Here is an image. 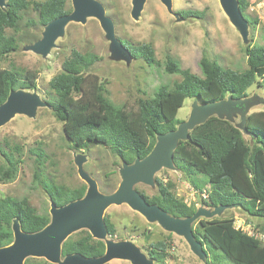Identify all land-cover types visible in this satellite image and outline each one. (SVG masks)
Instances as JSON below:
<instances>
[{
    "label": "trees",
    "instance_id": "1",
    "mask_svg": "<svg viewBox=\"0 0 264 264\" xmlns=\"http://www.w3.org/2000/svg\"><path fill=\"white\" fill-rule=\"evenodd\" d=\"M239 10L254 28L257 20L246 12L249 0H237ZM68 0H45L29 3L25 0H6L0 8V60L15 52L17 41L6 30L17 31L21 13L31 6L36 12V24L44 28L54 19L71 12L66 9ZM181 19H201L203 12L181 10L176 13ZM134 59H142L149 65L155 63L153 49L149 45L132 46L122 41ZM247 69L234 71L222 68L217 62L202 55L198 63L200 76L181 69L170 56L165 58L164 70L181 77L172 88L160 85L149 100L140 101L138 109L129 113L110 102L104 91V83L90 72L99 57L92 53L72 50L69 58L61 64V72L50 79L48 86L53 96L46 99L54 118L62 123V130L72 149L85 150L102 146L116 156L121 163L133 164L144 158L155 144L156 137L172 131L182 121L178 110L185 99L198 102H215L226 97L242 99L253 85L264 89V45L245 48ZM37 75L33 71L17 72L0 69V105L10 91L36 90ZM245 133L251 139L248 145L242 132L224 119L215 116L189 131V139L177 143L172 153V164L192 188L207 197L202 203L207 208L235 207L247 215L264 220V111L247 116ZM18 150L17 147L13 148ZM3 164L0 166V181L12 180L20 163L13 150H1ZM37 165L43 164L45 153L41 147L33 151ZM42 159V160H41ZM39 171V167L37 168ZM40 174H35L38 180ZM57 207L83 197L86 186L67 189L51 181H38ZM156 192L149 204L156 205L171 217L184 219L195 213L193 206L175 197L170 181L154 179ZM107 188V187H106ZM114 190H101L110 194ZM17 221L24 233H35L50 222L47 212L38 214L27 199L0 198V248L13 241L12 224ZM104 221L109 239L116 234L108 217ZM193 227L197 241L201 240L206 253L204 264H264V240L236 228L231 220H200ZM264 235V227L255 229ZM103 241L93 239L86 230L69 236L62 244V257L78 254L85 258L103 255ZM221 254L219 255L218 252ZM147 256L156 263L166 258V245L156 242L150 245ZM24 264H50L45 260L27 258ZM226 264V263H225Z\"/></svg>",
    "mask_w": 264,
    "mask_h": 264
},
{
    "label": "rangeland",
    "instance_id": "2",
    "mask_svg": "<svg viewBox=\"0 0 264 264\" xmlns=\"http://www.w3.org/2000/svg\"><path fill=\"white\" fill-rule=\"evenodd\" d=\"M25 1L31 4L45 0ZM96 1L111 19L115 39L136 47L149 45L154 52V64L149 65L142 59H134L113 48L106 32L93 17H86L84 23H68L46 55L30 50L44 32V28L36 24L37 15L31 6L21 13L17 31L6 30L7 35L15 37L17 49L0 60V69L35 72L36 90L30 93H36L46 106L36 108L33 117L16 114L0 127V166L3 164L1 150H13L20 162L12 180L0 181V198H25L38 214H49L50 208V200L38 181L48 180L67 189L86 186L77 174L76 163L81 158L84 159L83 170L96 181L100 192L105 189L115 191L121 181V161L102 146H92L85 150L72 149L64 136L62 123L54 118L45 101L53 96L48 82L61 72L62 62L69 58L72 50L99 57L90 72L104 83L105 95L110 102L126 112L134 113L140 101L153 97L157 87L165 85L172 88L180 81L179 75L168 74L164 70L167 56L181 69H187L197 76H200L198 63L202 55L217 62L222 68L240 72L247 69L245 48L264 45V0H249L246 14L257 20V25L254 28L247 27L245 41L230 24L218 0H171L173 14L168 13L159 0H146L137 19H133L130 14L131 0ZM69 7L72 9L71 0H68L66 9ZM181 10L203 12V17L183 20L176 14ZM246 99L251 100L254 105L246 114L233 113L227 121L239 128L246 143L251 145L250 137L243 130V122L248 115L264 111V89L253 85L248 89ZM194 104H198L196 99H185L177 118L185 121ZM223 119H226L225 116ZM14 147L18 150L14 151ZM38 147L45 153L41 166L37 165L38 159L33 153ZM36 173L40 174L38 180L35 178ZM155 178L173 183L175 197L193 206L196 211L202 209L215 212L210 218H198L192 228L198 226L200 220H231L236 228L264 240V235L255 232L258 227H264V220L253 218L235 207H205L202 203L205 199L203 195L184 181L174 168H160L155 173ZM134 188L148 198L156 192L155 183L152 186L136 184ZM104 216L109 218L116 230L115 237L111 240L129 241L146 256L150 245L165 243V260L161 263L152 261L153 264H204L206 260L205 251V256L201 259L190 250L183 237L164 230L156 222L146 221L125 204L108 207ZM203 248L205 250L206 246ZM221 260L224 264L228 262L225 258ZM108 264L130 262L112 260Z\"/></svg>",
    "mask_w": 264,
    "mask_h": 264
},
{
    "label": "water",
    "instance_id": "3",
    "mask_svg": "<svg viewBox=\"0 0 264 264\" xmlns=\"http://www.w3.org/2000/svg\"><path fill=\"white\" fill-rule=\"evenodd\" d=\"M145 1L131 0L130 14L133 19L138 18ZM159 1L165 6L168 13L173 14L171 0ZM5 2L6 0H0V8H5ZM218 2L230 24L239 31L245 41L248 23L239 10L237 0H218ZM71 6L70 13L54 19L44 27L42 38L30 47L31 51L46 55L53 47L54 41L62 35L63 29L68 23H84L86 17H93L106 32L113 48L131 56L122 42L115 39L113 23L105 15V10L98 1L71 0ZM253 105L254 103L247 100L246 97L242 99L227 97L215 102L194 104L185 121H181L174 130L156 137L155 144L144 158L136 159L131 165L122 163L121 181L115 191L110 194H104L98 190L96 181L82 168L84 159H79L76 163L77 174L87 186L83 197L60 207L50 201V222L38 232H22L15 220L12 224L13 241L8 246L0 248V264H24L29 257L41 258L50 264H108L112 260H124L130 264H153V260L133 243L129 241L115 242L108 238L104 212L112 205L123 204L137 212L146 221L156 222L164 230L183 237L190 250L203 259L205 256L203 243L201 240H196L192 225L198 218H210L215 212L210 213L199 209L190 217L174 218L156 205L149 204L144 195L136 191L134 187L136 184L152 186L155 183L154 175L160 168H174L172 153L178 142L189 139V131L195 126L202 124L211 116L219 119H223L225 116L224 120L227 121L233 113L246 114ZM42 106H46V103L40 100L36 93L22 90L10 91L6 101L0 105V127L16 114L33 117L36 108ZM245 121L246 118L243 127ZM80 230H86L93 239L104 242L105 249L102 256L85 258L78 254H71L62 257L63 242Z\"/></svg>",
    "mask_w": 264,
    "mask_h": 264
},
{
    "label": "built area",
    "instance_id": "4",
    "mask_svg": "<svg viewBox=\"0 0 264 264\" xmlns=\"http://www.w3.org/2000/svg\"><path fill=\"white\" fill-rule=\"evenodd\" d=\"M202 195H203V197H204V198H206V197H207V195L205 194V192H204V193H202Z\"/></svg>",
    "mask_w": 264,
    "mask_h": 264
},
{
    "label": "crops",
    "instance_id": "5",
    "mask_svg": "<svg viewBox=\"0 0 264 264\" xmlns=\"http://www.w3.org/2000/svg\"><path fill=\"white\" fill-rule=\"evenodd\" d=\"M135 212V211H134ZM137 213V212H136ZM141 216V215H140Z\"/></svg>",
    "mask_w": 264,
    "mask_h": 264
}]
</instances>
